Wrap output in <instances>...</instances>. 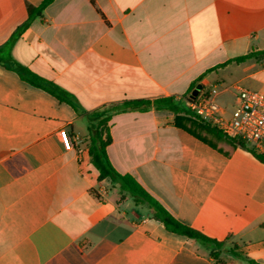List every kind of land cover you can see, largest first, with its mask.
<instances>
[{"label": "crops", "instance_id": "obj_1", "mask_svg": "<svg viewBox=\"0 0 264 264\" xmlns=\"http://www.w3.org/2000/svg\"><path fill=\"white\" fill-rule=\"evenodd\" d=\"M42 1L0 0V264H264V164L247 145L169 111L109 124L114 169L220 248L99 183L89 155L96 114L124 101L187 106L208 74L226 110L223 94L264 93V56L233 61L264 51V0H54L17 34Z\"/></svg>", "mask_w": 264, "mask_h": 264}, {"label": "trees", "instance_id": "obj_2", "mask_svg": "<svg viewBox=\"0 0 264 264\" xmlns=\"http://www.w3.org/2000/svg\"><path fill=\"white\" fill-rule=\"evenodd\" d=\"M54 0H43L37 7L29 6V18L28 21L17 31V34H21L26 30L31 22L36 18L42 16L43 10L50 5ZM93 5L94 0H89ZM264 56V51L259 53H250L245 56L238 57L233 61L236 63H242L247 59L256 58L258 56ZM226 64L219 65L220 68ZM211 69L208 72H212ZM202 80V77L198 79V82ZM196 83L191 86V91L195 89ZM201 88H204L200 85ZM57 98L62 99L60 89L55 87L52 83H49L46 87ZM190 91V92H191ZM151 109L156 111H169L176 115V125L190 133V129L183 125V122H188L192 126L199 127V119L193 115L188 109L180 107L175 98L165 97L156 100L140 99V100H127L115 106H112L106 110L98 112L96 114V124L93 127H89L91 133V147L89 149V155L92 160L94 168L98 172V182L111 184L112 188L117 189L119 194L123 198L125 194L129 195L136 205H146L152 211L155 219L160 221L164 227L172 233L183 236L185 238L194 239L206 246H215L220 248L222 244L216 240L210 239L203 235L199 231L187 227L178 222L167 210L155 200L131 175H122L118 173L112 166L108 154L107 148L112 143V137L110 133V121L113 116L127 113V112H148ZM200 126H204L207 131H213L218 134H222L217 129L211 128L209 125L200 121ZM235 142L242 146L243 143ZM254 154V153H253ZM255 155V154H254ZM257 159L264 164V157L255 155ZM215 258V255L212 254ZM251 264H255L251 262Z\"/></svg>", "mask_w": 264, "mask_h": 264}, {"label": "built area", "instance_id": "obj_3", "mask_svg": "<svg viewBox=\"0 0 264 264\" xmlns=\"http://www.w3.org/2000/svg\"><path fill=\"white\" fill-rule=\"evenodd\" d=\"M222 90L201 88L197 95H187L188 110L199 120L223 135L251 148L255 155L264 157V93L246 88L237 89L234 110L224 109L218 101ZM60 137L67 149L72 141L66 130Z\"/></svg>", "mask_w": 264, "mask_h": 264}, {"label": "rangeland", "instance_id": "obj_4", "mask_svg": "<svg viewBox=\"0 0 264 264\" xmlns=\"http://www.w3.org/2000/svg\"><path fill=\"white\" fill-rule=\"evenodd\" d=\"M215 82L216 81H215L214 76L208 74L203 79L202 85H203L204 89L210 90L213 88V85L215 84ZM220 99H221V102H223L225 104L227 111L232 112L234 110V106H233L232 98H231L230 94H223ZM177 102H178V105L180 107L187 109L186 108L187 106L185 105L184 99L178 100Z\"/></svg>", "mask_w": 264, "mask_h": 264}, {"label": "water", "instance_id": "obj_5", "mask_svg": "<svg viewBox=\"0 0 264 264\" xmlns=\"http://www.w3.org/2000/svg\"><path fill=\"white\" fill-rule=\"evenodd\" d=\"M200 89H201V87L199 86V87L193 92V95H197V93L199 92Z\"/></svg>", "mask_w": 264, "mask_h": 264}]
</instances>
